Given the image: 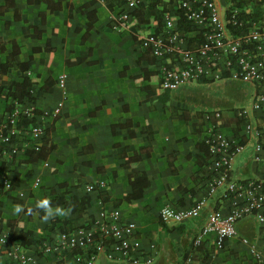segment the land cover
Returning a JSON list of instances; mask_svg holds the SVG:
<instances>
[{
	"label": "crops",
	"instance_id": "0c3cea01",
	"mask_svg": "<svg viewBox=\"0 0 264 264\" xmlns=\"http://www.w3.org/2000/svg\"><path fill=\"white\" fill-rule=\"evenodd\" d=\"M228 9L230 0H217ZM7 0H0V31L5 32L6 49L0 50V67L13 51L15 42L20 48V60L30 62L24 74L11 70L0 76V87L12 80L23 81L24 75L36 78V102L16 104L15 109L36 110L35 119L49 130L54 147L44 158L32 159L27 149L17 154L8 153L0 145V218L19 220L16 229L33 231L39 236L58 240L62 233L81 226H90L104 209L118 208L125 220L135 221L138 235L147 248L157 245L153 264H190L192 243L213 209L223 204L222 191L208 193L209 170L189 157L199 153L198 142L204 141L209 127L208 113L221 112L219 125L228 135H239L246 121H231L237 113L225 110L204 112L201 129L181 118L186 109L192 116L196 112L186 108L179 94L190 83L165 91L157 77L136 78L147 68L157 71L155 58L143 59L144 52L134 38L135 29L115 25L124 9V0H14L15 8H6ZM90 3L95 20L89 30V17L80 7ZM146 3V0H145ZM61 4L60 10H54ZM123 4V5H122ZM16 10L18 11V17ZM131 22V21H130ZM129 22V23H130ZM113 29L106 30L105 27ZM159 25L145 31L153 32ZM88 35L85 37V34ZM65 77V87L58 82ZM170 92L164 104L156 96ZM251 84V83H250ZM254 86L256 92L264 90ZM4 92L0 93V125L8 117ZM178 92H180L178 94ZM251 105V107H252ZM249 107V109L251 108ZM249 121L255 127L264 125V112H255ZM245 149L235 159L233 177L251 179L264 177V166L254 160L257 138L244 139ZM150 152L137 159V152ZM136 175L133 177V173ZM137 178L141 197L123 200L133 193L131 179ZM12 184L7 188L4 180ZM95 187L91 193L85 188ZM122 200L105 202L102 193ZM58 195L85 197L92 205L82 216L63 206L51 204ZM207 198L200 216L182 224L165 223L159 212L166 205L186 207ZM48 199L54 213L43 220L46 212L37 207V201ZM19 205L23 211L14 214ZM255 219L257 235L249 240L238 229L243 220ZM58 221V222H55ZM201 220L196 228V221ZM237 224L236 235L227 241L226 249L216 252L212 237L195 253L191 264H255L252 246L264 248V227L255 217ZM8 233L14 241L35 252V245L26 247L15 239V230L4 224L1 234ZM246 238L247 243L242 239ZM0 251H5L0 248ZM101 257L96 264H122ZM0 264H18L6 253L0 252ZM29 264H58L52 257H43ZM127 264V263H124Z\"/></svg>",
	"mask_w": 264,
	"mask_h": 264
},
{
	"label": "built area",
	"instance_id": "2783aa9c",
	"mask_svg": "<svg viewBox=\"0 0 264 264\" xmlns=\"http://www.w3.org/2000/svg\"><path fill=\"white\" fill-rule=\"evenodd\" d=\"M124 9L115 25L125 27L131 13L145 0H124ZM177 9L182 10L190 31L184 36L180 27V15L165 14L163 26L142 37L155 58V67L165 91L175 90L190 83H206L224 79H235L264 88V24L239 20L238 9L227 10L217 0H180ZM230 25L240 32H234ZM65 77L58 84L65 87ZM255 112H264V90L256 92L253 105L237 111L236 116L246 121L239 135L226 134L221 126L211 121L204 141L209 145L208 193L222 191L223 204L213 209L192 243L188 263L194 261L195 253L212 237L214 249H226L227 241L236 235L237 224L245 218L255 217L264 227V177L237 179L233 177L235 159L244 151V139L254 135L257 138L254 160L264 166V125L253 126L249 121ZM221 119V112H211ZM35 119V110L15 109L7 119L12 122L0 125V145L8 153L17 154L27 149L40 150L45 128L37 122L25 128H17L19 116ZM7 188L11 187L5 179ZM87 193L95 190L88 184ZM207 198L186 207L164 206L160 219L165 223L182 224L200 216ZM247 243L246 238L242 239ZM0 247L18 264H29L43 257L57 261L70 260V264H96L101 257L127 264H153L157 245L150 243L146 248L138 235L135 221L125 220L118 208L104 209L100 217L90 226H81L62 233L58 240L44 241L30 253L10 234L0 235ZM255 264H264V248L252 246ZM203 264H212L205 262Z\"/></svg>",
	"mask_w": 264,
	"mask_h": 264
},
{
	"label": "trees",
	"instance_id": "16d2710c",
	"mask_svg": "<svg viewBox=\"0 0 264 264\" xmlns=\"http://www.w3.org/2000/svg\"><path fill=\"white\" fill-rule=\"evenodd\" d=\"M180 0H146V3H143L140 7L134 10L131 13L130 23L127 25L134 28V38L140 44L141 49L144 52L143 59L150 60L151 51L148 47L144 45L142 37L145 35V31L154 28L155 26L159 25L158 30H160L163 26V18L164 15L169 13L172 15H180V27L182 29V34L185 36L189 31L190 27L188 22L186 21V17L182 10L177 9ZM125 4V2H124ZM123 5V4H122ZM6 8L12 9L15 8L14 0H7ZM90 7V3L85 4L84 6L80 7L79 10L81 12H85L89 17V30L92 27V21L95 20V10L90 11L88 8ZM62 8L61 4L56 6L54 10H60ZM231 9H238V18L239 20H243L245 22V27L247 28L250 23L256 22L259 24H264V0H230V6L227 10L228 18L230 16ZM17 17L18 11L16 10ZM230 28L236 33L240 32L238 29H235L232 25ZM106 30L113 29L112 26L108 25L105 27ZM85 34V37L88 35ZM5 32L0 31V50L5 51L6 49V37ZM20 48L14 42L13 43V51L8 55L7 61L3 63L0 67V76L4 73H8L11 70H18L21 74L28 71L30 69L31 63L30 62H23L20 60ZM157 70V69H156ZM4 72V73H3ZM143 77H157L160 80V75L158 71H152L147 68L142 70V73L136 78ZM161 81V80H160ZM38 81L36 78L30 77L29 75H24L23 81H16L12 80L8 83L3 84L0 87V93L2 94L4 90H7L5 93V97L7 100H12V102L8 105V115L12 114L15 110L16 104H23L27 101L29 102H36L39 98V94L36 92V85ZM156 87H154V91L156 92L157 98H159L164 104H166L170 99V92H164L162 94H157L159 82L156 83ZM36 114H40L35 110ZM203 113H199L197 116H192L189 111L186 109L184 110L183 114L180 115L181 118L185 119L186 121L192 122L197 130L201 129V126L204 124L203 122ZM211 121L214 124L219 125V120L213 117V113H210ZM223 118V116H222ZM221 118V119H222ZM231 121H236L239 125L242 124V121L234 114ZM2 123H8L9 127L11 128L12 122L9 119H4ZM37 123L36 119H28L26 116H19L16 122L17 128H25L30 124ZM199 153L191 154L189 157L197 162L201 167H205L209 164V145L205 141H199ZM3 147V146H2ZM54 147V144L50 141L49 130L45 129V134L40 143V150L29 151L30 156L32 159L37 160L39 158H44L50 152V150ZM4 149V147H3ZM137 159L140 160L143 156H149L150 152L142 153L140 151L137 152ZM136 175V171L133 173V177ZM131 183L133 184L134 191L133 193L125 195L123 200L131 201L133 199H137L141 197L142 188L147 186V182L139 188L138 179L135 177L131 179ZM103 200L105 202L115 200L117 206H119L122 202L120 199H115L105 193H102ZM51 204L63 206L65 209L70 210L72 213L78 214L82 216L87 212V210L92 205V200L89 195L79 198V197H71L67 199L65 195H58L54 200H51ZM19 220H6L0 218V233L4 224H7L12 230H15V239L21 240V243L26 246L32 245H39L44 241H51V238L48 236H39L36 235L33 231H24L23 229H16V224ZM55 222H58L55 220ZM1 248V247H0ZM1 253H6V251H0ZM58 264H70V260L65 261H58Z\"/></svg>",
	"mask_w": 264,
	"mask_h": 264
},
{
	"label": "rangeland",
	"instance_id": "374dc122",
	"mask_svg": "<svg viewBox=\"0 0 264 264\" xmlns=\"http://www.w3.org/2000/svg\"><path fill=\"white\" fill-rule=\"evenodd\" d=\"M254 86L250 83L235 79H224L213 82L199 83L187 86L178 92L181 103L190 110L199 113L228 110L231 112L239 108H249L252 105ZM237 108V109H234ZM201 220L196 221V228ZM258 223L255 219L243 220L238 224V229L249 240H254L257 235ZM124 264V263H122Z\"/></svg>",
	"mask_w": 264,
	"mask_h": 264
},
{
	"label": "clouds",
	"instance_id": "9594fccd",
	"mask_svg": "<svg viewBox=\"0 0 264 264\" xmlns=\"http://www.w3.org/2000/svg\"><path fill=\"white\" fill-rule=\"evenodd\" d=\"M37 207L43 209L46 212V215L43 217L44 221H47L50 217L55 214L64 215L62 211L57 210V213H54L52 208L50 207V202L48 199H41L37 201ZM14 214H19L23 211V208L19 205H16L13 209Z\"/></svg>",
	"mask_w": 264,
	"mask_h": 264
}]
</instances>
